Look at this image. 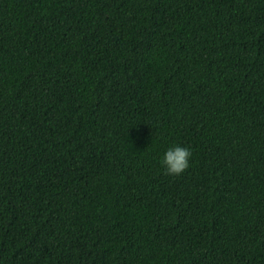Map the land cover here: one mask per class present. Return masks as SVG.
<instances>
[{"label": "trees", "instance_id": "16d2710c", "mask_svg": "<svg viewBox=\"0 0 264 264\" xmlns=\"http://www.w3.org/2000/svg\"><path fill=\"white\" fill-rule=\"evenodd\" d=\"M0 264H264V0H0Z\"/></svg>", "mask_w": 264, "mask_h": 264}, {"label": "clouds", "instance_id": "9594fccd", "mask_svg": "<svg viewBox=\"0 0 264 264\" xmlns=\"http://www.w3.org/2000/svg\"><path fill=\"white\" fill-rule=\"evenodd\" d=\"M191 151L186 147H170L161 161L165 172L168 175L179 176L190 166Z\"/></svg>", "mask_w": 264, "mask_h": 264}]
</instances>
